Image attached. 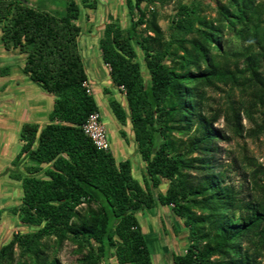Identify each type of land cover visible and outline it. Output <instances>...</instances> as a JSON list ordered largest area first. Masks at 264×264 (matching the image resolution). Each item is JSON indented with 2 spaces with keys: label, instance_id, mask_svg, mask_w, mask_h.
I'll return each instance as SVG.
<instances>
[{
  "label": "trees",
  "instance_id": "trees-1",
  "mask_svg": "<svg viewBox=\"0 0 264 264\" xmlns=\"http://www.w3.org/2000/svg\"><path fill=\"white\" fill-rule=\"evenodd\" d=\"M170 1L125 0L129 27L107 24L99 40L127 104L126 113L113 100L111 112L122 126L129 120L145 165L139 183L129 160L98 151L82 132L98 108L83 87L77 5L55 16L26 0H0L4 50L24 56L23 74L54 98L42 129L22 126L16 170L8 173L22 191L10 212L35 230L0 246V264H60L65 243L76 264H152L136 214L157 207L170 208L187 229L185 253H172V264H264V202L253 195L263 191L264 173L235 186L228 176L235 162L219 148L242 137L243 118L253 125L250 136L264 134V0H209L214 17L202 0L182 3L166 37L158 12ZM220 85L240 99L208 116L206 90ZM219 119L231 135L215 127ZM163 180L166 190L155 195Z\"/></svg>",
  "mask_w": 264,
  "mask_h": 264
},
{
  "label": "rangeland",
  "instance_id": "rangeland-1",
  "mask_svg": "<svg viewBox=\"0 0 264 264\" xmlns=\"http://www.w3.org/2000/svg\"><path fill=\"white\" fill-rule=\"evenodd\" d=\"M26 1L38 10L55 16L64 14L70 3L77 5L79 9L77 25L81 30L80 48L85 59L84 64L89 81L87 83L92 86L93 97L100 110V119L108 136L110 150H112L117 162L130 161L132 176L141 183L144 164L139 156L137 160L127 150L128 148L120 142L119 133L122 127L120 123L116 122L111 109L108 110L109 99L106 95L111 96L112 101H118L123 106H126V100L120 88L114 90L99 51V40L103 37V31L107 24H118V27L123 30L129 27L130 17L125 6V0H88L86 4L81 0ZM201 2L203 5L209 4L212 9L206 11L205 14L214 17V4L209 0H202ZM182 3L195 4L196 0H171L159 8L158 25L166 37L172 28L171 20L175 17V11ZM89 4L94 5L95 9H88ZM234 49L235 47L232 48V50ZM137 57L142 68V74L145 76L143 53L138 49ZM24 64V56L17 51H5L0 41V246L6 244L15 233H28L35 230L24 227L17 216L10 212L12 208L20 204L22 191L20 183L11 181L8 173L16 170L11 166V163L21 148L20 132L22 126L25 124L38 125L42 129L48 123L54 101L52 96L46 94L23 74ZM242 67L243 63L241 62L240 68ZM261 73L264 79V63ZM89 88L92 93L90 86ZM105 91H108L109 94H106ZM239 99L240 96L236 90L231 92L228 87L221 85L211 87L206 90L205 114L212 116L216 111L225 109L230 101H238ZM260 108L263 110V107H258V109ZM125 110L127 113V109ZM261 110H255L254 117L258 121L262 117ZM241 124L244 127L242 137H233L230 143L221 142L219 146L223 151L222 159H225L227 163L235 162L228 170L229 179L235 186L243 181L244 176L250 180L254 171L259 170L264 173V134L258 137L250 136L249 131L253 125L244 118ZM215 127L231 135V132L225 128L222 119L218 120ZM18 169H22V166ZM166 187L167 182L161 181L160 186L155 190V195L163 193ZM253 195L256 199L264 202V188L263 191L257 190ZM136 218L146 239L152 264H172L171 252L178 255L185 253L188 245L187 229L181 220L173 216L170 208L157 207L153 214L142 211L136 214ZM73 249L68 243L63 245L57 253L60 264H76ZM166 251L169 253H165Z\"/></svg>",
  "mask_w": 264,
  "mask_h": 264
},
{
  "label": "built area",
  "instance_id": "built-area-1",
  "mask_svg": "<svg viewBox=\"0 0 264 264\" xmlns=\"http://www.w3.org/2000/svg\"><path fill=\"white\" fill-rule=\"evenodd\" d=\"M83 87L86 89L87 94H92L87 82L83 83ZM120 90L123 91V88L120 87ZM82 132L91 141L95 149L110 152V143L99 112H94L88 116L82 126Z\"/></svg>",
  "mask_w": 264,
  "mask_h": 264
},
{
  "label": "crops",
  "instance_id": "crops-1",
  "mask_svg": "<svg viewBox=\"0 0 264 264\" xmlns=\"http://www.w3.org/2000/svg\"><path fill=\"white\" fill-rule=\"evenodd\" d=\"M81 45H80V39H79V49H80V54H81V56H82V60H83V63H84V61H85V59L83 58V55H82V50H81ZM100 51V50H99ZM102 60V59H101ZM104 65V64H103ZM84 66H85V64H84ZM105 66V65H104ZM105 68H107V72H108V75H109V68L108 67H106L105 66ZM85 71H86V73H87V70L85 69ZM111 81V80H110ZM89 82V81H88ZM112 83V82H111ZM89 86L91 87V89H92V86L90 85V83H89ZM112 86H113V84H112ZM113 88H114V86H113ZM114 90H115V88H114ZM106 93V92H105ZM106 94H109V92L108 93H106ZM92 95H93V89H92ZM105 96V95H104ZM107 97H108V105H109V103L112 101V97L111 96H109V95H106ZM121 96V95H120ZM122 97V96H121ZM115 101V100H114ZM118 102V101H117ZM119 103V102H118ZM97 105V104H96ZM107 105V107H108V110H109V108H110V106H108ZM121 106H122V108L125 110V109H127L126 107H127V104H126V106L124 107L122 104H120ZM98 108V107H97ZM110 111V110H109ZM126 111V110H125ZM98 112H99V114H100V110L98 109ZM116 120V119H115ZM117 122V121H116ZM126 126L127 127H125V126H122L121 125V131H120V133H119V135H120V142H122L125 146H126V148H128L127 150H129V152L130 153H132L133 154V156L138 160V154H137V152H136V150H137V148H136V143H135V141H134V135H133V132H132V129H131V125H130V122H129V120L127 121V123H126ZM121 133H123L124 134V138L121 136ZM2 145V144H1ZM110 152L113 154V152H112V150H110ZM122 161H124V160H122ZM144 164V163H143ZM144 167H145V165H144ZM144 170V169H143ZM158 208H160V207H158ZM157 209V208H156ZM156 209H154L153 211H151V212H149L150 214H153V212H155L156 211ZM164 249H165V247H164ZM166 250V249H165ZM165 253H169V252H165ZM170 256L172 257V252L170 253ZM167 257H169L168 255H167ZM113 264H115V263H113Z\"/></svg>",
  "mask_w": 264,
  "mask_h": 264
}]
</instances>
